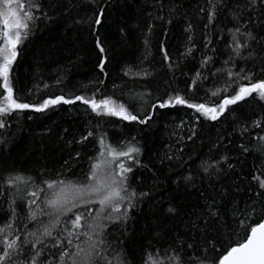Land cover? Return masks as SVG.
Instances as JSON below:
<instances>
[{"label":"trees","instance_id":"trees-1","mask_svg":"<svg viewBox=\"0 0 264 264\" xmlns=\"http://www.w3.org/2000/svg\"><path fill=\"white\" fill-rule=\"evenodd\" d=\"M22 2L34 19L20 30L10 81L34 107L0 115V255L10 252L2 264H218L264 217V99L254 92L215 120L160 104L180 95L219 111L241 87L264 81V0ZM4 95L0 86V102ZM77 96L111 98L137 120ZM57 97L73 102L36 110ZM101 138L140 151L97 170L104 181L98 174L108 168H131L125 198L112 201L119 211L87 203L74 228L76 214L65 211L73 202L57 210L48 201L97 185L92 165L113 159Z\"/></svg>","mask_w":264,"mask_h":264},{"label":"snow or ice","instance_id":"snow-or-ice-1","mask_svg":"<svg viewBox=\"0 0 264 264\" xmlns=\"http://www.w3.org/2000/svg\"><path fill=\"white\" fill-rule=\"evenodd\" d=\"M18 4L17 8H12L11 5L13 3ZM38 7V5L34 4V0H29V7ZM23 13V15H21ZM34 19L33 14L30 11H25V4L22 0H0V21H2L4 30L0 36L3 39V45L0 46V57L3 58L2 62H0V78H2V86L7 91V95L2 97L3 102H0V115H8L14 110H23L28 109L30 107H34V105H30L28 103L21 102V98L18 96H14L13 87L10 81V71L11 65L16 59L17 56V46L21 42V29H27L29 27L28 21ZM100 21L98 20L97 23ZM15 29L16 31L14 34L12 30ZM99 47V42H98ZM100 51L103 52L104 48L100 47ZM101 71L104 70V63L101 62L100 64ZM231 75V73H230ZM245 79H251L250 77H245ZM257 93L260 98L264 99V81H259L257 83H252L249 87H241L239 92L229 98L224 99L223 102L218 106L219 111H217L216 107H208L205 104H191L186 100L184 97L180 95H176L175 97H170L166 103L160 104V107L166 106H174L177 104H186L189 108H195L196 111L200 112L203 115L208 116V118L215 120L218 115L222 114L226 107L229 104H235L238 100H242L245 96L251 95L252 93ZM213 95H217V93H213ZM77 100H83L84 103L90 104L94 111L101 109L103 106L104 113L107 115H118L122 116L123 119L126 120H137V116L132 115L127 111L124 105H116L111 98L103 99L97 102L95 99L87 100L83 97L77 96ZM64 103H72L71 100H64L63 97H57L54 100H45L42 105L36 107L37 111L43 110V108L47 107L49 104H56L62 101ZM151 119V117H148ZM140 123H146V120H141ZM4 126V122L0 120V127ZM102 149L107 148L108 154L113 157L112 161L104 160L101 163H94L92 165V170L90 173V179L97 180V185H87L85 188L92 193H99L102 191L103 188L107 187L104 184L103 180H98L97 178V170L102 167V164H107L109 167L112 163H114L119 157L127 156L131 158L132 153H138L140 149L135 146L127 147L126 151H118L116 148L105 145L104 139L101 138L100 140ZM100 156H104V152L101 151ZM119 173L118 175L121 177L119 181H116L115 177H113V184L124 185L127 180L126 173L131 171V168L125 167L123 163H120L118 166ZM26 178L21 176H16L14 178L15 181H24ZM259 179V178H257ZM64 184L63 181L60 182ZM71 185V182H68ZM261 187H264V180L260 181ZM49 188H54L56 182H47ZM74 188H77L76 185H71ZM78 191H84V188H77ZM123 189L120 187H113L111 191H108L98 202L101 205V211H103L104 207H106L114 198H119L123 200L125 197L120 195V192ZM63 189H61L60 193L54 194V199L48 201V205L52 208H57L58 205L62 206L63 202L66 198L62 196ZM33 196L36 193H32ZM35 203V201H32ZM67 211H71V208H68ZM113 211H119V204L114 205ZM32 218L35 219V213H33ZM81 219L80 215H76L75 219L72 221L74 228L81 227ZM10 227V225H8ZM4 231L3 228H0V233ZM45 234L51 235L50 232L45 230ZM71 234V233H70ZM8 249H13L15 246L16 241L13 240L11 242H6ZM72 242L69 241V244ZM103 243V241H100ZM95 243L92 245L95 248ZM79 247V245H77ZM79 253H77L78 255ZM68 252H64L61 256V262L65 256H68ZM10 256L9 251H5L3 255H0V264L4 261L5 258ZM73 264H76L74 261ZM218 264H264V222H261L255 226H252L250 229L249 234L242 241H238L235 246L230 247V249L224 254L218 261Z\"/></svg>","mask_w":264,"mask_h":264},{"label":"rangeland","instance_id":"rangeland-1","mask_svg":"<svg viewBox=\"0 0 264 264\" xmlns=\"http://www.w3.org/2000/svg\"><path fill=\"white\" fill-rule=\"evenodd\" d=\"M16 30L13 29V34ZM12 34V33H11ZM104 169V168H103ZM116 170L118 172L119 168L117 166L115 167H112V168H108L103 172H101L100 174L98 175H101L102 178L104 176V184L107 185V187L103 188L102 191H100L99 193H92V192H89L88 190H85V191H82V193H87V195H81L82 193L80 192H76V193H73L72 195H74L72 197V195H70V192H63L62 193V196L65 199V201L63 203H71L73 202L68 208H71V211H68V212H74L76 215H80L82 216L81 212H79V210H77L76 208H80L82 206H86L87 203H96L99 205V207L101 208V205L99 204V200L108 192V191H111V188L113 187H120L119 184H113V177H115L116 181H118V177H117V173H116ZM95 186V184H94ZM80 195V197H78ZM71 196V197H70ZM113 201V200H112ZM110 202L107 207L109 208H112L113 205H114V202ZM64 205V204H62ZM112 205V206H111ZM67 211V210H65Z\"/></svg>","mask_w":264,"mask_h":264},{"label":"water","instance_id":"water-1","mask_svg":"<svg viewBox=\"0 0 264 264\" xmlns=\"http://www.w3.org/2000/svg\"><path fill=\"white\" fill-rule=\"evenodd\" d=\"M261 222H264V217H263V219L261 220ZM261 222H260V223H261ZM258 224H259V223H258ZM248 234H249V233H248Z\"/></svg>","mask_w":264,"mask_h":264}]
</instances>
